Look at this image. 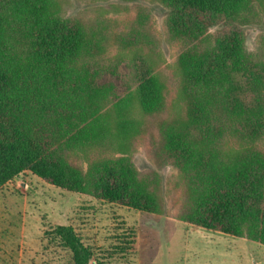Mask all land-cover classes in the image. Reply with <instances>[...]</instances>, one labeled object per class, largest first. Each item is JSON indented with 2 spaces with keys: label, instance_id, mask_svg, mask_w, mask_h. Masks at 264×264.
<instances>
[{
  "label": "trees",
  "instance_id": "obj_1",
  "mask_svg": "<svg viewBox=\"0 0 264 264\" xmlns=\"http://www.w3.org/2000/svg\"><path fill=\"white\" fill-rule=\"evenodd\" d=\"M156 1L178 46L180 106L157 123L153 154L181 178L178 218L264 245V56L246 47L244 33L264 0ZM104 44L100 30L64 19L57 0H0V188L28 171L69 192L160 213L158 178L140 177L132 150L135 111L163 114L165 89L149 58H104ZM94 151L110 156L91 160ZM55 233L68 264H88L70 228Z\"/></svg>",
  "mask_w": 264,
  "mask_h": 264
},
{
  "label": "rangeland",
  "instance_id": "obj_2",
  "mask_svg": "<svg viewBox=\"0 0 264 264\" xmlns=\"http://www.w3.org/2000/svg\"><path fill=\"white\" fill-rule=\"evenodd\" d=\"M57 1L64 19L101 31L104 58L130 59L136 52L151 60L165 89L167 110L149 117L135 111L141 124L132 162L140 177L158 178L162 209L160 213L137 211L21 172L0 188V264H68L71 254L55 233L59 227L70 228L87 248L88 264H264V245L179 220L184 200L181 178L154 157L157 123L180 106L178 46L167 32L166 9L156 0ZM244 33L246 47L264 56V6ZM257 146L264 151V139ZM101 156L110 154H88L91 160ZM68 159L73 160L72 156ZM79 163L85 167L84 159ZM122 247L124 252L118 250Z\"/></svg>",
  "mask_w": 264,
  "mask_h": 264
}]
</instances>
